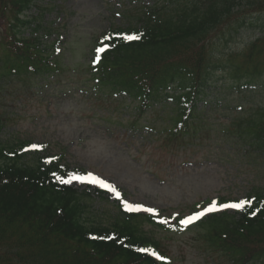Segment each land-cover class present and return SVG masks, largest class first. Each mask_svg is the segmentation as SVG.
<instances>
[{
  "label": "trees",
  "instance_id": "trees-1",
  "mask_svg": "<svg viewBox=\"0 0 264 264\" xmlns=\"http://www.w3.org/2000/svg\"><path fill=\"white\" fill-rule=\"evenodd\" d=\"M1 1L15 9L17 20L10 25L12 42L0 44V83L33 81L52 68L37 33L42 25L25 35L33 21L21 12L32 0ZM241 8L261 11L260 16L247 17L261 33L243 49L225 48L245 27V16H235ZM138 20L141 27L127 30L141 39L128 43L121 39L91 71L106 88L142 97L145 83L185 85L189 90L184 96L193 100L221 79L218 72L238 83L263 85L264 0H162L144 9ZM214 32L215 39L211 38ZM176 59L192 66L176 64ZM191 110L193 114L195 106ZM185 113L184 109L173 119L182 122ZM170 132L169 141L182 135L174 127ZM236 133L249 138L252 146L264 148V108L246 126L233 125L227 134ZM21 140L0 139V264H162L137 251L141 247L160 250L151 233L142 230L144 221L153 222L151 217L120 210L104 225L90 215L85 192L53 180V172L62 167L27 161L25 153H19L21 144L27 143ZM248 200L251 207L244 211L212 214L198 223L205 242L225 252L232 264L260 259L264 263V191H255Z\"/></svg>",
  "mask_w": 264,
  "mask_h": 264
},
{
  "label": "rangeland",
  "instance_id": "rangeland-1",
  "mask_svg": "<svg viewBox=\"0 0 264 264\" xmlns=\"http://www.w3.org/2000/svg\"><path fill=\"white\" fill-rule=\"evenodd\" d=\"M41 2L48 3L44 18L57 22L64 44L73 48L70 62L76 63L82 60L81 52L91 37L109 25L115 1ZM57 4L61 8H52ZM1 22L0 19L2 28ZM245 33L244 30L240 39L245 38ZM237 43H241L240 40ZM80 76L65 73L61 81L48 83L44 88L34 87V93L22 92L23 89L18 87L16 97L6 96L0 104V114L9 110L13 118L3 134L21 131L33 140V144L48 145L51 155L47 156H59L70 166L71 172H92L113 183L129 202L158 207L168 216L186 215L194 203L213 201L221 196L241 200L252 185L259 183V169L252 168L247 163L249 158L238 149L230 148L216 131L202 143L196 140L192 145L175 148L166 143L163 135L148 136V124H155L156 131H162L165 126L163 116L151 115L142 119L144 128L138 132L115 124L117 119H127L128 113L114 114L113 106L82 96L81 85L70 89L72 82L78 84ZM244 102L245 109L264 104V93L253 92ZM240 115L247 116V112ZM225 120L223 114L212 116L215 125ZM73 185L87 186L78 182ZM107 199L109 203L99 200L94 203L95 210L104 219L114 213L112 203L123 204L110 192ZM155 233L162 238L173 264H218L215 259L219 264H229L221 255L210 251L207 246L206 249L204 243L195 241L193 238L198 236L192 231L170 233L155 230Z\"/></svg>",
  "mask_w": 264,
  "mask_h": 264
},
{
  "label": "snow or ice",
  "instance_id": "snow-or-ice-1",
  "mask_svg": "<svg viewBox=\"0 0 264 264\" xmlns=\"http://www.w3.org/2000/svg\"><path fill=\"white\" fill-rule=\"evenodd\" d=\"M111 37L105 36L103 42H99L97 48H95L93 63L98 64L103 56L104 53L109 51L111 45L107 43ZM123 39L127 41H137L141 39V35L139 34H125ZM59 51V49H57ZM31 150H42V144H32L30 146ZM51 162V161H49ZM56 175L55 173L53 174ZM58 181L65 185H72L74 182H78L81 184H93L98 185L100 188L106 189L108 192L113 193L118 200L123 201V208L127 212L132 213H146L152 216H159L160 212L158 207L155 206H146L144 203H134L129 202L128 200L124 199L122 193L117 189V187L109 182L106 179L101 178L100 176L88 172L85 174H79L76 171L73 172H66L64 175H60L56 177ZM252 201L251 200H240V201H229V202H220L218 200H213L206 206H198V210L194 211L192 214L186 216H180L179 213H176L171 219L169 218H161L158 222L161 225H166L169 228H172L174 231L182 232L185 231L190 225L200 221L202 218L209 214L222 212L225 210H237V211H244L246 207H251ZM172 220L177 222V225H173ZM137 251L145 254H150L154 257L157 261L162 262V264H171L170 259L165 256L161 255L159 252L149 249V248H138Z\"/></svg>",
  "mask_w": 264,
  "mask_h": 264
}]
</instances>
